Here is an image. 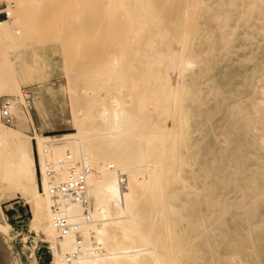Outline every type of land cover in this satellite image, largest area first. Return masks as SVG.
Here are the masks:
<instances>
[{
    "label": "bare ground",
    "instance_id": "6f19581e",
    "mask_svg": "<svg viewBox=\"0 0 264 264\" xmlns=\"http://www.w3.org/2000/svg\"><path fill=\"white\" fill-rule=\"evenodd\" d=\"M4 1L9 14L0 19V94L8 96L2 99L8 100L10 122L2 119L0 109V264H20L6 241L12 224L7 220L4 209L12 208L10 201L14 198H22L27 205L30 213L28 223L48 243L54 264H147L151 261L153 264H164L165 255L160 256L159 245L155 242L156 233L151 229L153 220L150 226V214L145 213V200L146 197L156 196L158 189L163 194V189L160 188L167 186L165 181L169 174L175 172L170 171L169 164L173 163V151L177 149L178 139L184 135L178 132V127L173 122L174 110L186 85L187 74L195 72L200 63L198 53L191 48L190 43L198 17L212 15L208 10L209 4L206 0H90L92 7L99 9L104 6V13L111 14V9L123 10V47H126L124 52L126 50L128 55L129 75L123 77V71L121 75L120 71H116L120 70V56L126 55L122 53V47L117 54H120L119 57L113 55L109 64L105 60V66H100L114 71H108L105 80L101 79L105 84L101 85L106 86L112 80L115 83L119 78L116 83L118 87L109 94V91L103 90V85L100 87L97 82L93 84L95 78L91 73L86 71L80 76L82 67L78 73L71 69L72 65L70 66L66 57L71 52L68 48L73 45L70 44L72 40L66 42V45L69 43L68 46H72L64 44L65 51H69H64L61 67L66 79L59 84V88H68L71 128L74 131L50 134L39 132L30 113L24 112L26 101L22 89L30 91V88L21 87V84H41L52 80L55 78L53 71H56L57 62L51 56L42 57L40 52H36L32 63H22L21 67L13 69L10 55L21 50L30 36L46 34L45 26L57 19L59 1ZM73 1L76 4L83 2ZM44 2H47L48 7L44 8ZM254 5L255 0L247 1L248 8ZM45 13L49 15L48 20L44 18ZM62 17L64 16L61 15ZM217 18L227 20L222 13L217 14ZM64 21H60L61 24ZM65 27L66 25L64 30ZM99 31L97 28L96 33ZM59 32L58 30L60 35L67 33ZM71 54L74 55V51ZM20 57L21 52L16 53L15 58ZM79 61L81 63L80 59ZM74 62L73 66H76V60ZM109 86L108 90L112 87ZM28 103L27 107H30L31 100ZM170 105L173 108L171 110ZM171 113L172 119L164 120V116H170ZM30 127L31 135L25 132ZM74 167L76 170L87 167L83 196L75 199L60 192H51V184L65 181L69 171L75 170ZM49 170L53 171L52 175ZM121 176H124V182L120 180ZM169 196L168 199H171L173 192H169ZM156 197L158 203V196ZM162 198L163 204H150L154 217L159 213V224L156 222L159 228V217L163 219L166 214L167 219L165 212L171 208ZM55 201L61 204L65 218L77 224L78 232L58 236L52 224L54 218L50 210ZM2 202H5L4 207ZM163 223L162 220L164 227ZM167 228L166 225V230ZM160 237L161 242L165 240L163 236ZM169 249L168 251L172 250L170 245ZM177 249L175 247L178 254ZM75 250L77 252L74 257L68 256V253ZM163 250L166 248L162 252ZM169 256L170 259L171 253ZM171 264L183 262L176 258Z\"/></svg>",
    "mask_w": 264,
    "mask_h": 264
},
{
    "label": "rangeland",
    "instance_id": "374dc122",
    "mask_svg": "<svg viewBox=\"0 0 264 264\" xmlns=\"http://www.w3.org/2000/svg\"><path fill=\"white\" fill-rule=\"evenodd\" d=\"M58 1V20L45 26L46 34L30 36L21 50L10 55L13 69L21 67L22 63H32L36 52H40L42 57L51 56L57 62L52 80L41 84H21V87L30 88L32 94L30 107L24 104V112L30 113L39 132L50 134L74 131L71 128L68 88H59V84L66 79L61 68L66 42L72 40L70 44L73 46H68L69 43L66 46H72L68 49L74 51L73 55L66 49L69 52V56L66 54L68 58L65 56L67 61L70 66L75 60L77 62L71 69L78 73L82 67L79 75L86 71L91 73L95 78L93 84L97 82L100 87L104 86V78L110 70L100 66L106 61L109 64L113 55L116 56L124 45L122 9H111L109 14L107 9L108 13H104V6L99 9L90 6V0H83L82 5L73 0ZM206 1L212 15L198 17L190 43L191 48L197 51L200 63L195 72L187 74L186 85L173 115L178 132L184 135L178 139L177 149L173 151V163L169 164L170 171L176 173L169 174L165 181L167 186L160 188L163 194L158 189L156 195L159 204H163L164 197L171 208L165 212L167 219L166 214L163 219L159 217L161 229L158 225L159 213L154 217L152 211V205L157 203V197L152 193V199L146 197L145 213L150 214V226L153 220L151 229L157 235L154 233L160 256L166 257H163L164 264H171L176 258L183 264H264V14H260L264 13V0H255L256 5L250 8L247 6L248 0ZM0 2L6 6L4 0ZM43 6L48 7L47 2ZM219 13L227 20L218 19ZM57 16L63 21L66 18V22H63L66 30ZM44 18L48 20L49 15L45 13ZM57 23H60V27ZM97 28L100 30L98 33ZM58 30L68 34L60 35ZM125 48L122 53L126 55L119 58L120 70L116 69L117 72L123 71V74L119 72L123 77L129 75ZM18 52H21V57L15 58ZM101 79H104L103 82ZM117 81L106 83L103 90L112 93L118 87ZM107 85L114 89L108 90ZM3 97L8 96L0 94V102ZM171 109L172 105L169 106ZM167 116H164V120L172 119V113ZM25 132L31 135L32 128L25 129ZM169 192H173L171 199H168ZM10 203L12 208L4 209L7 220L12 224L6 241L12 247L16 260L20 264H54L48 243L28 223L30 213L23 199L14 198ZM1 205L4 207L5 202ZM160 235L166 242L164 239L161 242ZM169 245L172 252L168 251Z\"/></svg>",
    "mask_w": 264,
    "mask_h": 264
},
{
    "label": "built area",
    "instance_id": "2783aa9c",
    "mask_svg": "<svg viewBox=\"0 0 264 264\" xmlns=\"http://www.w3.org/2000/svg\"><path fill=\"white\" fill-rule=\"evenodd\" d=\"M8 14L9 13H8V10L5 4L0 2V19L6 18ZM22 95L26 101L25 103L26 106H29L28 102L30 99V92L28 91V89L23 88ZM7 107H8V100L2 99L1 100V113L3 117L2 119L5 122L9 123L10 118H9ZM86 171H87V167H84L80 170L75 169V170L69 171L68 178L65 181H61L58 184H51L50 191L55 194L60 192L61 194L67 195L70 198H75V199L81 198L83 196L84 188H85L84 178H85ZM49 173L52 175L53 171L49 170ZM50 180L52 181L53 178H51ZM120 180L124 182L125 181L124 176H121ZM61 207L62 206L59 203V201H55L50 207L51 213L53 214V218H54V221L52 222V224L54 226V229L57 230L58 236H62L69 232H78L77 224H75L74 221H70L65 218V215L61 210ZM79 250H80V247H79ZM76 252L77 251L75 250L71 252V254L68 253V256L70 257L73 255L75 256Z\"/></svg>",
    "mask_w": 264,
    "mask_h": 264
}]
</instances>
